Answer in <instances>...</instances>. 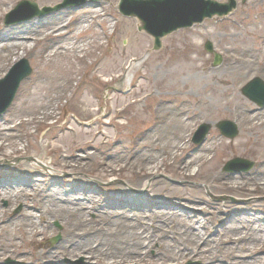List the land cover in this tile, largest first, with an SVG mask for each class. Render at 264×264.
Wrapping results in <instances>:
<instances>
[{"label": "rangeland", "instance_id": "1", "mask_svg": "<svg viewBox=\"0 0 264 264\" xmlns=\"http://www.w3.org/2000/svg\"><path fill=\"white\" fill-rule=\"evenodd\" d=\"M5 1L6 4L0 9V29L16 28L35 21L56 25L66 18L73 20L68 30L63 31L72 34L62 38L63 45L68 43V38H78L76 28L80 21L92 18L96 13L104 15L105 20L94 19L90 29L79 36L78 40L87 44L80 54L76 51L68 52L67 56L56 57L49 62L46 59L47 44L41 43L22 58L29 62L32 74L21 83L11 106L0 117L1 120L13 117L17 126L15 136L5 138L2 142L5 148L4 153L0 152V182L23 180L31 182L28 191H32L31 187L39 188L42 192L58 190L64 197L69 196L83 204L85 210L92 203H102L105 205V212L88 214V218L92 220L90 226L95 229L125 228L137 215L139 226H143L142 230L158 225L166 232L168 225L177 227L179 224V220L169 211L173 209L192 217L206 218L207 224L204 223L199 230L206 240L209 237L205 232L213 231L208 248L219 251L221 256L231 252L242 255L244 247L240 243L220 246L216 241L224 232H214L217 226L214 216L224 217L220 223L223 227L225 223L231 224L244 213L253 218L264 217V178L261 177L260 169L264 127L249 132L252 125L264 123V108L259 109L242 94V88L252 79L260 78L264 81V51L257 45L255 37L249 38L247 34L248 29L259 30L261 26L246 25L249 20L257 21L264 16V0H247L244 4L241 0H236L237 9L229 16L206 19L192 28L179 30L163 39V46L159 51H153L154 39L150 35L138 31L140 22L137 19L120 14V0L88 1L79 7L64 8L18 22V19L27 15V12H20L11 24H6L7 15L25 0ZM27 1L36 3L40 9L63 2ZM214 1L222 4L228 2ZM208 42L213 45L214 52L221 56V64L218 66H214V55L205 49ZM190 43L195 45V50L190 51L189 57L184 60L181 55ZM245 47L253 52V66L251 71L242 70L247 76L241 83L234 84L233 88L234 94L243 99L246 107L244 111H249L250 114L243 117L241 115L240 118L237 113H241L243 109L240 110L239 102L226 92L218 78L229 77L235 81L234 76H227L224 72L232 66L233 58L237 56L236 51ZM196 58V62L191 61ZM16 63H11L0 75V80ZM130 64L135 67L134 71L128 70ZM123 79L128 80L129 84L125 88H117ZM134 91L136 94L131 95ZM183 103L197 114L188 123L183 153L196 156V152L207 146L212 149L209 157L205 158L208 160L220 153V143L224 146L231 145L220 162L207 164L200 169L193 167L191 176L184 174L178 160L163 162L159 166V172L150 179L140 177L134 170L111 169L114 165H119L121 152L133 149L137 138L154 128L155 120L150 117L154 109L176 110ZM136 111L145 114L144 121L131 120ZM117 112L120 115L114 118V113ZM251 117L255 119L253 124L247 120ZM221 121L235 123L239 135L233 140L221 135L216 127ZM127 122L129 126L121 128ZM202 124H209L211 130L201 145H195L192 138ZM243 133L245 137H242ZM240 140L243 145L236 151L232 146ZM114 150H119L117 156L108 158V154ZM38 157H41L42 162H34ZM235 158L249 160L254 163V167L247 172L224 171L227 162ZM24 164L27 166L26 170L15 169ZM214 172L215 177L212 174ZM216 175L249 176L250 181H243L248 184L240 190L227 191L223 186L226 181H219ZM156 181H162L156 187H178L186 196H195L193 192L199 191L197 196L204 203L190 205L180 199L165 200L152 193V185ZM251 187L256 192H248ZM211 196L229 197L234 201L218 202ZM207 205L215 215L212 213L203 217ZM0 207L10 211L9 217L19 214L24 209V204L1 200ZM252 224L254 223L239 219L233 226L245 232ZM258 224L264 225V221L259 220ZM7 231L10 235L8 237L2 233L3 243L16 240L11 242L13 249L0 255V264H6L8 259L18 264H30L31 257L21 256L20 251L32 246L18 247L15 229ZM42 231L43 236L39 240V248L35 250L36 254L42 250L58 248L65 240L67 230L60 221L54 220ZM224 237L226 236H222V239ZM170 240L171 236L166 238V241ZM147 246L148 243H145V247ZM157 248L159 244L150 250L152 257H156ZM245 249L251 252L262 249L258 256L247 259V263L264 264V234L258 236L255 243L247 244ZM176 252L174 250L171 253ZM175 258L177 264H204L198 257L187 256L180 261L179 256ZM51 262L94 264L84 256L54 258ZM160 262L175 264L170 261Z\"/></svg>", "mask_w": 264, "mask_h": 264}, {"label": "bare ground", "instance_id": "2", "mask_svg": "<svg viewBox=\"0 0 264 264\" xmlns=\"http://www.w3.org/2000/svg\"><path fill=\"white\" fill-rule=\"evenodd\" d=\"M57 1V0H52ZM6 4L5 0H0V9ZM94 19L105 20V16L101 13L93 14V17L84 21H80L76 28L75 38H68V43L63 45L61 40L64 36L72 35L71 32L63 33L65 29L68 30L73 20H66L56 24H45L43 21H35L27 25L19 26L10 29H0V75L9 68L11 63H16L29 53H31L37 45L41 43L47 44V60L50 62L56 57H65L68 52L76 51L77 54L82 53L85 50L87 44L80 42L79 36L85 31H88L91 27V22ZM248 27L261 26V29H248V37H255V41L259 48L264 51V16L257 21L249 20L246 24ZM36 33V34H35ZM195 50V45L190 43L184 54L181 55L182 59L187 60L190 51ZM237 56L233 58L232 66L226 70L227 76H234L233 82L229 77L218 78L220 84L224 86L226 92L233 96L234 100L240 104L241 113H237L241 118L244 115L250 114L249 111H244L245 105L243 99L234 94V84H239L247 76L242 73V70H249L253 66L252 50L249 47H245L236 51ZM198 58L192 59V62H196ZM135 70L132 64L128 67V70ZM250 73V72H249ZM129 84L128 80L123 79L118 83L117 88H125ZM136 91L131 93L135 95ZM138 105V103H135ZM253 114V113H251ZM114 118L119 117L120 112L114 113ZM135 115V116H134ZM131 117V120H138L142 122L145 120V114L140 111H136ZM150 117L155 121L154 128L148 133L143 134L137 138L136 145L130 151L126 153L121 152L119 165L111 167L112 170L128 169L136 171L137 175L144 179H150L156 173L159 172V166L163 162H169L172 160H178L180 162V168L184 174L191 176V170L193 167H204L207 164H215L220 162L225 152H229L230 146H224L220 143V153L215 158L205 160L206 157L212 153V149L204 146L198 152L196 156H188L183 153V149L186 146V139L188 133L189 122H192L197 114L188 109L185 103H183L179 109H161L156 108L150 113ZM250 123H254V118H247ZM129 121V119H126ZM129 123L121 125V128H126ZM253 131L255 128L261 129L264 127V123L252 125ZM17 126L14 124V118L0 119V152L4 153V145L2 142L5 138H13ZM242 137H245L243 133ZM243 145L242 140L238 141L232 148L236 151L240 150ZM263 150V156L260 169L262 171L261 177L264 178V140L261 143ZM119 150L110 152L108 158H114L117 156ZM34 162H42L41 157L35 159ZM15 169L26 170L27 166L20 165ZM215 171V169H214ZM215 177V172L212 173ZM216 178L220 181H226L223 186L227 191L240 190L247 186L248 183L243 182L248 180L249 176H218ZM250 181V180H248ZM113 182V181H111ZM162 184V181H156L152 185V193L162 196L165 200L180 199L187 201L190 205L203 204L204 200L198 198V192L194 191L195 196H186L184 191L178 187L165 186L156 187ZM31 185L30 181L17 180L13 181H1L0 182V201L7 200L13 204L22 202L24 209L17 215H9V210L2 209L0 207V255L9 249H13L11 242L16 239L10 240V243H3L2 233L9 237L7 229H15L17 233V246L31 248L23 249L20 251L21 256H30V264H51V260L54 258L67 257L78 258L86 257L89 262L94 264H129L132 262L140 264H162L163 262H171L177 264L176 256H179V261L187 256L198 257L202 259L204 264H251L247 263V259L255 258L258 256L262 249H257L255 252L245 249L247 244L258 240V236L264 234V225L258 224L259 220L264 221L263 218H253L244 213L239 217L240 221H248L254 223L245 232L239 230L233 225L239 221L234 220L231 224L221 225V221L224 217L216 216L211 209H205L203 217L208 214L214 213V219L217 226L215 231L224 232L223 235H219L216 241L220 246L224 244H233L234 242L240 243V246L244 247L242 255H237L235 252L225 253L224 256L219 255V251H213L208 248L210 237L213 235L212 230L205 232L209 239H205L201 235V227L204 223L207 224L206 218L192 217L190 214H183L175 209L169 210L174 218L179 220V224L169 226L165 232L158 225H153L154 228H144L139 226V217L135 215V220L132 223H127L125 228H107L98 229L91 227L92 220L88 218L90 212L101 214L105 212V205L102 203H92L90 206H86L79 203L77 200L68 197H64L59 194L58 190L48 192H42L39 188L35 189L31 187L32 191H28ZM122 187V186H121ZM264 187V185H263ZM248 190V192H256L254 187ZM186 190V189H184ZM264 190V188H263ZM248 207V206H247ZM126 208V207H124ZM128 211V209H125ZM139 211V210H138ZM162 215V214H161ZM54 220H58L62 225L66 226V237L62 244L54 250H42L36 254L35 250L39 248V240L43 236L42 229L49 227L50 223ZM145 224V223H144ZM168 224V223H167ZM159 227V228H158ZM171 236L172 240L166 241V238ZM222 236H226L222 239ZM8 240V239H7ZM145 243L148 246L145 247ZM159 244V248L156 249V257L150 255V250ZM172 250V251H171ZM176 250V253H171ZM9 253V252H8Z\"/></svg>", "mask_w": 264, "mask_h": 264}, {"label": "water", "instance_id": "3", "mask_svg": "<svg viewBox=\"0 0 264 264\" xmlns=\"http://www.w3.org/2000/svg\"><path fill=\"white\" fill-rule=\"evenodd\" d=\"M87 0H64V3L55 8H44L39 10L38 6L30 2H21L15 12L7 17V23L11 22V18L28 7L31 14L28 18L34 16H43L52 11L60 10L69 6H79ZM91 2L101 0H90ZM247 0H242L245 3ZM237 7L235 0H229L227 4H220L213 0H121L119 11L126 17H134L139 19L142 26L139 31H145L154 38V51L162 48V39L167 37L179 29L190 28L196 23H202L207 18L214 16H227ZM206 50L213 53V46L207 43ZM221 63V57L215 54V66ZM32 73L31 67L27 60L19 62L10 73L0 81V116L6 112L23 80L28 78ZM243 94L259 107L264 108V82L255 78L249 82L243 89ZM223 136L234 139L239 131L237 126L229 121L220 122L217 125ZM210 131V126L203 124L199 127L194 135L193 142L201 144ZM254 164L243 159H234L227 164L225 171H249ZM216 201L230 200L233 198L217 197ZM59 239V238H58ZM57 240V239H56ZM8 261L7 264H12Z\"/></svg>", "mask_w": 264, "mask_h": 264}]
</instances>
